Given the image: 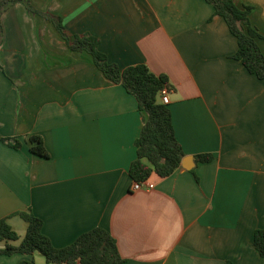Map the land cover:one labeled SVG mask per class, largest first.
<instances>
[{"label": "crops", "instance_id": "0c3cea01", "mask_svg": "<svg viewBox=\"0 0 264 264\" xmlns=\"http://www.w3.org/2000/svg\"><path fill=\"white\" fill-rule=\"evenodd\" d=\"M251 6L261 34L264 0ZM59 15L69 35L90 34L121 68L146 64L169 78V108L186 167L153 173L133 190L131 163L144 115L86 52L71 50L54 24L16 3L2 15L0 46V219L18 233L31 211L56 247L95 227L117 241L122 264H264L254 234L264 228V82L237 52V38L206 0H31ZM39 135L41 157L29 138ZM212 155L210 161L198 155ZM39 253H0V264Z\"/></svg>", "mask_w": 264, "mask_h": 264}, {"label": "trees", "instance_id": "16d2710c", "mask_svg": "<svg viewBox=\"0 0 264 264\" xmlns=\"http://www.w3.org/2000/svg\"><path fill=\"white\" fill-rule=\"evenodd\" d=\"M215 8V15L222 16L230 31L237 38L238 49L232 55L242 62L247 70L264 82V53L258 38L261 34L252 26L249 15L251 6L239 7L233 0H206ZM23 3L27 9L52 22L59 35L73 51L88 52L95 65L111 81L121 84L135 96L139 110L145 114L140 135L135 140L137 158L131 163L130 176L135 182L149 180L153 173L160 177H168L182 164L185 152L175 136L172 113L169 104L163 103L161 93L171 90L169 78L164 74H156L146 65L137 64L121 68L111 62L107 55L99 49V39L90 34H68L63 19L59 15L36 9L31 0H0V46L3 42L2 15L12 5ZM0 138L14 148H21L17 138ZM31 151L41 157H49L43 138L33 135L29 138ZM212 155H198L199 161H210ZM28 222L25 237L19 245L7 243L0 248V253L12 255L41 253L46 264H122V256L116 239L103 227H95L79 235L71 244L56 247L43 232V220L31 211L15 213ZM19 238L18 233L6 219H0V242L13 241ZM254 244L264 258V228L254 234ZM21 264H34V261H22ZM227 264H233L228 261Z\"/></svg>", "mask_w": 264, "mask_h": 264}, {"label": "built area", "instance_id": "2783aa9c", "mask_svg": "<svg viewBox=\"0 0 264 264\" xmlns=\"http://www.w3.org/2000/svg\"><path fill=\"white\" fill-rule=\"evenodd\" d=\"M161 100L163 103L169 104L170 98H169V92L168 89H164L161 93ZM154 188V184L150 183L149 180L141 181V182H134L133 183V190H150Z\"/></svg>", "mask_w": 264, "mask_h": 264}, {"label": "water", "instance_id": "95a60500", "mask_svg": "<svg viewBox=\"0 0 264 264\" xmlns=\"http://www.w3.org/2000/svg\"><path fill=\"white\" fill-rule=\"evenodd\" d=\"M182 165L186 167L185 159L182 160Z\"/></svg>", "mask_w": 264, "mask_h": 264}]
</instances>
